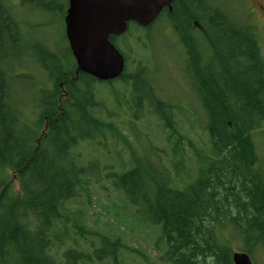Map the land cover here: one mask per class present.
<instances>
[{
    "label": "trees",
    "instance_id": "obj_1",
    "mask_svg": "<svg viewBox=\"0 0 264 264\" xmlns=\"http://www.w3.org/2000/svg\"><path fill=\"white\" fill-rule=\"evenodd\" d=\"M180 2L184 7L177 5ZM9 6L0 0V264H96L93 257L100 260L98 264H124L119 253L126 248L123 229L127 228L123 225L127 219L118 217L122 228L107 221L104 226L110 234L98 230L97 239H89L84 248L76 242L67 245L69 226L84 225L86 212L81 207L91 202L98 172L105 174L110 185L103 188L110 191L105 194L116 198L104 208L112 217L130 213L133 221L142 219L156 232V247L164 244L162 255L168 264H233L230 242L220 238L224 229L232 230L244 242L242 252L249 246L264 245V170L254 138L264 129V55L252 25L215 6L213 0H174L168 17L181 34L187 52L185 63L196 67L193 86L208 138L207 150L200 153L191 173L192 181L184 187L164 166L149 172L142 165L145 158L137 157V163H132L133 150L128 163L100 165L104 156L100 149L114 130L110 121L103 119L105 104L97 99L96 84L110 86L121 106L124 94L116 89V83L126 90L130 84L146 85L143 67L130 73L126 64L123 74L113 81H98L81 72L76 77L69 46L59 54L60 50L38 45L39 54L48 62L35 63L26 54L25 59L41 72L43 79L35 85L43 86L44 97L38 101L33 94L31 123L23 117L13 83L34 78L23 70L25 66L14 71L15 46L24 41L21 25ZM36 6L42 11L53 10ZM58 11L64 20L65 9ZM193 21L203 29L198 31ZM135 26L140 27L131 23L126 35L131 36ZM195 33L204 39L212 57L203 58L198 51L201 47L196 45ZM110 40L128 61L123 46H116V37ZM203 60H214L216 65L204 67ZM143 96L138 100L130 96L129 105L135 112L143 105L150 106L154 111L148 116L166 123L177 138L176 142L168 140L172 164L180 167L184 162L177 149L181 137L174 120L180 109L171 101L162 105L152 92ZM99 138L104 141L95 147ZM83 143L88 145L81 149ZM112 144L116 149L117 141ZM85 150L90 152L87 158ZM9 170L16 173L19 192L10 187ZM146 176L156 185L152 193ZM156 177L164 181L159 183ZM119 198L123 206L118 209ZM73 204L79 208L70 218ZM130 208L134 212H129ZM61 225L64 228L58 230Z\"/></svg>",
    "mask_w": 264,
    "mask_h": 264
},
{
    "label": "rangeland",
    "instance_id": "obj_2",
    "mask_svg": "<svg viewBox=\"0 0 264 264\" xmlns=\"http://www.w3.org/2000/svg\"><path fill=\"white\" fill-rule=\"evenodd\" d=\"M4 2L14 10L15 17H17L21 25L20 34L24 41V43H19L15 46L17 56L13 58L12 62V65L15 67L14 71L18 72L25 66L23 70L34 78L32 82L29 79L20 78L13 83V95L20 102V108L22 106L21 112L23 117L31 123L33 117L31 109H34L35 105L33 96L35 95L39 101L44 97V94L42 92L43 86L35 85L43 79L41 72L37 73L38 70L34 69L35 64L30 60L32 58L35 63L40 61L48 62L47 58L39 54L40 49L38 45L40 47L44 45L52 51L60 50L59 54H62L63 49L68 46V42L65 39L63 16L58 11L60 6H65L66 0H4ZM256 3L264 8V0H213L215 6H220L224 11L228 10L227 12L236 14L254 27L264 55V13L257 10L252 12ZM41 4L53 10L42 11L36 6ZM126 34L124 37H127L121 38L119 42L123 41L121 45L124 46L126 54L129 57L127 71L135 73L140 67H143L147 84L143 86L140 82L136 87L130 84L128 88L126 87V90L124 86H120L117 82L116 89L124 94L120 106L118 103L116 104L110 86L97 82V99L105 104L103 110L106 116L103 119L110 121V125L112 124L113 127L112 130L116 132L117 129L119 137L117 139L114 132H110L107 140L104 141L102 138H99L95 141L97 143L95 147H101L100 142L104 141V145L100 149L104 155L100 165L118 166L124 164V161L128 163L127 156L133 150V158L135 160H132V163H137L138 157L146 159H143L142 163L145 170L149 171L150 169L164 166L167 171L170 170L171 176H174L175 179L177 177V184L181 181V186L185 187L191 183L193 176L191 173L193 170H196V161L200 158V153H204L207 150L208 143V138L203 129L205 117L202 116L201 102L193 86L196 67H188L187 63H185L187 52L181 42V37H179L181 34H179V31L175 27L170 25L169 17L166 15L154 21L147 28L133 27L131 36ZM194 35L196 45L201 47L198 51L202 54L203 58L212 57L213 54L207 49L204 39L198 33ZM124 42H128V45H125ZM27 47L29 50L24 51ZM25 54L30 60L25 59ZM67 55V61L70 63V55ZM140 61H142V66ZM29 63L30 65H28ZM206 64L216 65L214 60H203L202 65L205 67ZM151 92L160 98L162 105L171 101L180 109V113L178 114L180 118L176 116L174 120L181 137L180 146L177 149L181 152L184 162L183 166L176 167L177 169L172 164L171 150L169 151L168 149V140L176 142V136L167 129L166 123L163 120L153 121L148 116L149 111L153 110L152 107L143 105L138 112H135L132 106L129 105L130 96H137L136 100H138L141 97L143 99L144 94ZM174 108L178 112L176 110L177 107L175 106ZM175 114L177 115V113ZM134 116L139 117L135 118ZM165 116H167L166 111ZM254 138L261 159V166L264 170V129L256 132ZM114 141H117L118 144L116 149L112 144ZM87 145L86 143L81 144V149L82 147L84 149ZM121 150H126L127 153H121ZM89 154L90 152L85 150L84 156L86 158ZM95 156L99 158L102 155L96 154ZM8 174L10 176V187L19 192L20 186L16 173L9 170ZM148 174L153 176L151 173ZM97 176V180L99 181L92 190L93 196L91 202L81 207L86 212L83 217L84 225L69 226L70 234L67 237V245H75L76 242L80 246V249L84 248L87 246L86 242L89 239L93 238V241L97 239L96 233H98V230L103 232L102 230L106 229L104 225L107 221H111L114 227L121 226L122 228L118 220V217H120L122 221L127 219L126 224L123 225L124 228H127L123 229L126 248L119 253V259H122L124 264H168L162 255L165 249L164 244H161L159 248L158 246L156 247L155 238L157 234L156 232L153 233L151 228L145 226L146 224L144 223V225L141 222L142 219L137 218L133 221L129 217L130 213H117V217H112L110 210L107 211L104 208V204L111 203L110 201H113V199L116 201V198L107 196L110 191L103 189L106 186H110L107 179H105V174L101 172L100 176L98 172ZM145 179L150 186L149 193L154 192L156 185H152L153 183L149 179V176H146ZM156 179L159 183L164 181L159 177H156ZM116 204L118 205V209L123 206L120 198ZM78 208V205L73 204L69 213L70 218H72L73 212ZM111 211L113 212V210ZM131 211L134 212V209L130 208L129 212ZM63 228L64 226L61 225L58 227V230ZM130 228L133 230L130 231ZM105 232L106 234H110V229L107 228ZM220 238L223 241L228 240L234 252H242L244 242L232 230L224 229L223 234H220ZM142 253L147 256V260H145ZM245 253L251 257L253 264H264V245L249 246ZM93 259L96 264L100 262V260H97V257H93ZM105 262L107 261L101 263L105 264Z\"/></svg>",
    "mask_w": 264,
    "mask_h": 264
},
{
    "label": "water",
    "instance_id": "obj_3",
    "mask_svg": "<svg viewBox=\"0 0 264 264\" xmlns=\"http://www.w3.org/2000/svg\"><path fill=\"white\" fill-rule=\"evenodd\" d=\"M173 0H68L65 35L77 74L113 81L125 69L122 53L110 38L126 32L128 23L152 24ZM233 264H253L245 252H234Z\"/></svg>",
    "mask_w": 264,
    "mask_h": 264
},
{
    "label": "flooded vegetation",
    "instance_id": "obj_4",
    "mask_svg": "<svg viewBox=\"0 0 264 264\" xmlns=\"http://www.w3.org/2000/svg\"><path fill=\"white\" fill-rule=\"evenodd\" d=\"M173 3H174V0L172 1V3H171V7H169V6H165L164 8H163V10L161 11V13L158 15V17L156 18V20L157 19H159L160 18V16H164V15H166V16H169V15H171L172 14V11H173ZM183 3V2H182ZM181 2L180 3H177V5L178 4H180L182 7H184L183 6V4H182ZM179 5V6H180ZM60 7H62V9L63 8H65V14H64V18H65V15H66V10H67V8H68V0H66V3H65V6H60ZM255 10H257V11H260V12H262V13H264V8L260 5V4H258V3H256V6H255V8L254 9H252V12L253 11H255ZM155 20V21H156ZM131 23H134V22H130V23H128V28H127V30H126V32L124 33V34H122V35H120V36H114V37H116V39L118 40V45H116L117 47L119 46L120 48H122V42L123 41H121V42H119V40L127 33V31H128V29H129V27H130V25H131ZM151 25V24H150ZM149 25V26H150ZM149 26H147V27H149ZM193 26L199 31H201L203 28H202V26H201V24L199 23V22H197V21H193ZM141 27V26H140ZM147 27H145V28H147ZM141 39V38H140ZM125 43V45H128V42H124ZM144 43V42H143ZM145 44V43H144ZM146 45V44H145ZM147 46V45H146ZM123 49L125 50V48H124V46H123ZM123 54V53H122ZM123 56H124V59H125V69H126V64H127V58H126V55H124L123 54ZM77 68V67H76ZM76 68H75V76L76 77H78V74H77V72H76ZM124 69V70H125ZM118 79V78H117ZM66 95V94H65ZM67 97H68V94H67Z\"/></svg>",
    "mask_w": 264,
    "mask_h": 264
}]
</instances>
